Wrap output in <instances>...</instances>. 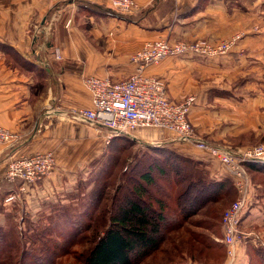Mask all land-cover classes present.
<instances>
[{"label": "crops", "instance_id": "1", "mask_svg": "<svg viewBox=\"0 0 264 264\" xmlns=\"http://www.w3.org/2000/svg\"><path fill=\"white\" fill-rule=\"evenodd\" d=\"M134 2L137 10L122 14L101 0H0V126L19 136L13 146H0V182L12 159L52 152L56 161L22 195L27 204L53 189L60 193L65 178L86 172L102 153L107 131L70 117L91 106L83 78H128L136 70L130 56L146 42L215 41L243 32L226 55L167 57L144 73L161 79L174 102L194 97L188 120L211 146L264 138V0ZM152 135L129 136L201 162L213 179L229 178L209 152L165 130Z\"/></svg>", "mask_w": 264, "mask_h": 264}, {"label": "trees", "instance_id": "2", "mask_svg": "<svg viewBox=\"0 0 264 264\" xmlns=\"http://www.w3.org/2000/svg\"><path fill=\"white\" fill-rule=\"evenodd\" d=\"M126 136L115 137L108 145L117 144L119 148H125L126 141L129 140ZM95 162L96 160L92 162L93 168L103 164L102 159L96 164ZM108 167L106 170L102 166L101 173L97 172L94 176L99 183L98 191L94 187L88 197H94L96 193L95 201L91 199L90 203L84 204L80 212H77L79 215L67 213L60 219L55 218L54 221L58 220L56 224L47 220L46 223L50 225L43 229L62 224L63 228L56 230H65L58 233L61 236L68 235L67 243L70 244L72 239L76 242L80 236L92 241L83 264H138L157 253L167 235L180 233L189 219L198 214L205 218L204 229L211 230L212 234L219 233L222 213L236 198L231 179H213L201 162L169 150L150 147L142 155L135 156L127 168H122L121 176L128 178L125 180L128 181V186L122 196L116 199L115 195L112 199L104 200L102 193L112 185L109 184V179L115 168ZM245 167L250 176L259 178L257 183L263 185L264 181L260 180V176H264V165L254 162ZM157 178L167 180L161 185L157 183ZM20 184V181L0 182V196L16 190ZM121 188L119 184L115 189L117 193ZM101 201H109V204L102 206ZM64 210L67 209L63 205L50 206L51 212ZM1 235L3 233L0 231ZM167 240L173 246V241ZM176 241L179 244L173 249L183 248V241ZM194 243L196 244L192 249L198 255L203 254L205 249L219 248L221 254L218 263H225L226 250L222 245L214 243L203 234L196 236ZM251 250L252 264H264V251L257 247ZM251 260L248 264H251Z\"/></svg>", "mask_w": 264, "mask_h": 264}, {"label": "built area", "instance_id": "3", "mask_svg": "<svg viewBox=\"0 0 264 264\" xmlns=\"http://www.w3.org/2000/svg\"><path fill=\"white\" fill-rule=\"evenodd\" d=\"M115 12L129 14L137 10L134 0H101ZM244 37L237 32L218 42L195 40L191 42H169L155 40L146 42L141 49L130 56L136 70L128 78L113 81L109 78L88 76L83 85L90 95L88 109L72 110L70 117L77 121L107 131V141L115 137L130 135L140 129L165 130L183 143L192 144L197 149L209 152L220 165L229 170L233 185L237 190L236 200L224 211L221 218L222 237L220 242L226 250V262L235 264L238 248L251 236L240 232L241 218L248 204V182L244 167L257 162L264 165V144L239 150L212 147L198 140L193 126L188 120L194 97L182 102H174L166 94L165 83L158 77L145 74L147 67L156 65L167 57L192 55L213 59L226 55ZM59 58L58 55H56ZM19 136L0 126V146H13ZM56 162L52 152L36 153L12 159L6 167L4 181L21 184L14 191L5 194V202L23 194L38 181L48 177ZM264 248V240H262Z\"/></svg>", "mask_w": 264, "mask_h": 264}, {"label": "rangeland", "instance_id": "4", "mask_svg": "<svg viewBox=\"0 0 264 264\" xmlns=\"http://www.w3.org/2000/svg\"><path fill=\"white\" fill-rule=\"evenodd\" d=\"M252 29L257 31L258 27L255 26ZM195 40H207L213 43L221 41H214L211 39ZM155 131L157 132L155 129H140L138 131L132 132V134H136V136L142 135V137L144 134H147V137L150 140V138L154 137V135L151 137V133L153 134ZM126 137L129 138V140L126 141L127 145L125 148H119V145L117 144L105 145L102 153L97 157L98 159H94L96 160L95 164L100 162L101 159L103 160V164L97 168H93V160L90 163L88 170L84 169L86 172L79 174L77 178L70 181L66 180L65 178V183L63 184L64 190H62L60 193L55 192L53 189L52 192L47 193L48 196L44 197L41 195L39 201H34L32 206L27 204L28 202L26 201L25 197H22V195L25 193L27 194V192L23 193L22 195L18 193L17 196H15V199L9 202H5V194L0 196V231L3 233V235L0 236V264H83L84 258L92 246V241L89 242L85 236H82V238L80 236L77 238L78 240L76 242L74 239H72L70 244L67 243L68 235L61 236L58 233L65 230H56L57 228L60 229L62 224L54 225L47 230L43 229H45L46 226H49L50 223L55 220V218L60 219L61 216H64L67 213L69 215H79L80 213L77 212H80L84 204L90 203L91 199L95 201L96 193H94V197H88V195L90 194V191L94 189V187L95 191H98L97 186L99 183L94 176H96L97 172L102 170V166L105 167L104 169L106 170L109 168L108 166L115 167H112L113 176L109 179V184L112 185L102 193L104 195V200L112 199L115 197V195L116 199H118L120 196H122L125 191L124 189L128 186V181L125 182V180L128 178L126 176H121L122 168H127L128 164H130L135 156L142 155V153L147 151L150 147L162 148L163 150H166V147L163 146V144H155V142L150 143L149 141L147 143V141L141 139L142 137L140 140L137 139V137H130L129 135ZM196 137L198 140H201L202 142L211 146V144L204 140L199 133L196 134ZM246 140L248 142H243L240 140V138L234 140H224L220 143H217L215 147L218 148L226 146L228 149L231 148L233 150H245L264 144V138L262 140H259V138L255 140L252 139V137H247ZM167 141L171 142L172 140L168 139ZM175 141L183 143L176 138ZM189 145L196 148L192 144ZM214 161L219 163L217 160H215V158ZM225 169L228 172L229 179H231L233 184L231 173L227 168ZM244 171L246 173V179L248 182L249 199L247 207L244 210L241 218L242 225L240 226V232L249 233L251 236L246 240V242L241 243L240 246L243 248V257L241 260H239L237 257V261L241 264H248L251 260V256L253 255L251 250L252 248L257 247L264 251L262 246V240H264V183L263 185H259L257 183L259 182V178L255 179L251 177L247 172L246 167H244ZM260 177V180L264 181V176ZM166 180V178L156 179L157 183L161 185H163ZM119 184L122 188L121 191L117 193L115 189ZM235 193L237 198L236 188ZM234 201H231L230 204H232ZM108 202L109 201H101L100 205L103 206ZM53 204L63 205V208H66L67 210H64V212H51L50 206ZM230 204L226 207V209L230 206ZM47 220H51L50 223H46ZM204 220V216L198 214L197 216L191 217L189 219L188 224L185 225L184 229L181 230L180 233L174 232L169 235L166 233L167 239H169V241H173V246L170 245L166 239L157 253L151 255L149 258L141 260L138 264H219L218 262L220 260L221 254L219 252V248L215 249V247H212L210 250L205 249L204 253L201 255H198L196 251L192 249V246L196 244L194 243V240L199 234H203L205 237L210 238V240H212L214 243L223 246V244L220 242L222 237L221 226L219 233L212 234L211 230L208 231L204 229L206 228L204 227ZM56 221H54V224H56ZM69 233L70 232H68V234ZM176 240L180 242L183 241L182 245L184 249L181 247H179L178 250L173 249L175 246L177 247V244H179ZM223 248L225 247L223 246ZM245 254L246 256L248 255V259L244 258Z\"/></svg>", "mask_w": 264, "mask_h": 264}]
</instances>
